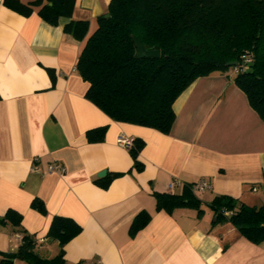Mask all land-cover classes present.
I'll return each instance as SVG.
<instances>
[{"label": "crops", "instance_id": "0c3cea01", "mask_svg": "<svg viewBox=\"0 0 264 264\" xmlns=\"http://www.w3.org/2000/svg\"><path fill=\"white\" fill-rule=\"evenodd\" d=\"M3 1L0 216L20 213L21 228L35 240L45 238L53 217L72 219L81 232L64 246L67 264H264V243H251L230 223L212 226L207 207L218 195L249 206L264 204V122L236 87L233 71L198 78L184 90L174 102L168 134L115 122L86 98L88 83L76 70L111 0H74L71 18L62 17L55 26L37 9L26 17ZM70 21L87 22L82 41L64 33ZM100 127H106L103 140L90 143L86 133ZM120 136L144 142L141 171L134 168L129 148L117 143ZM54 162L63 173L47 171ZM200 180L210 186L193 191L202 201V218L186 208L171 214L156 210L154 193L180 194ZM172 181L179 183L170 192ZM35 198L46 214L32 209ZM142 211L150 221L130 236ZM16 234L22 236L0 228V264L5 254L18 250ZM58 249L46 239L36 251L52 257Z\"/></svg>", "mask_w": 264, "mask_h": 264}, {"label": "trees", "instance_id": "16d2710c", "mask_svg": "<svg viewBox=\"0 0 264 264\" xmlns=\"http://www.w3.org/2000/svg\"><path fill=\"white\" fill-rule=\"evenodd\" d=\"M2 4L29 16L37 14L48 24L71 18L74 0H4ZM108 15V17H106ZM64 33L82 41L87 22L70 21ZM132 36L147 50H159L158 58L136 57ZM249 60L248 63L246 61ZM236 66L227 67L228 63ZM239 67L234 83L246 96L250 108L264 122V0H111L106 14L97 18V29L88 38L76 63V70L88 83L86 98L115 122L154 129L168 134L175 121L173 105L195 80ZM106 127L86 133L90 143L100 142ZM141 139L132 140L129 154L137 171L143 169L138 156ZM109 180L103 184L107 186ZM156 210L171 214L175 209L195 210L202 218V201L192 186L180 194L154 193ZM32 209L46 214L41 200ZM212 226L230 223L253 244L264 243V204L249 206L227 195L215 196L207 205ZM142 211L133 219L130 236L150 221ZM22 215L8 210L0 216V228L11 227L22 234L18 250L5 254L1 264H67L64 246L81 232L70 218L53 217L45 236L58 243V252L43 257L40 243L21 228ZM76 264H96L78 262Z\"/></svg>", "mask_w": 264, "mask_h": 264}, {"label": "built area", "instance_id": "2783aa9c", "mask_svg": "<svg viewBox=\"0 0 264 264\" xmlns=\"http://www.w3.org/2000/svg\"><path fill=\"white\" fill-rule=\"evenodd\" d=\"M248 62H249V60L246 61V63H248ZM239 71H241V70L239 69V67H237V68H234L233 73L234 74H238ZM117 143L119 145H121L122 147L130 148L131 145H132V140L131 139H128V138H125L123 136H120L117 139ZM64 170H65V168L61 164H58V163H55V162L54 163H50L48 165V167H47V171L49 173H63ZM178 183L179 182H177V181L170 182L169 185H168V190L170 192H172V190L174 189V187ZM209 188H210V186H209V184L205 180H200V181H198L196 184H194L192 186V190L193 191H197L199 193H203V192L207 191ZM16 238L18 240H20V242H21V238L22 237H21L20 234H16ZM37 242L38 243H45L46 242V239L45 238H39V239H37ZM96 264H98V263H96Z\"/></svg>", "mask_w": 264, "mask_h": 264}, {"label": "water", "instance_id": "95a60500", "mask_svg": "<svg viewBox=\"0 0 264 264\" xmlns=\"http://www.w3.org/2000/svg\"><path fill=\"white\" fill-rule=\"evenodd\" d=\"M106 17H108V15H106ZM132 40H133L134 46L136 48V52H137L136 57L138 59H141V58H158L159 57V50H147L138 42V40L134 36H132ZM236 65H237V62L228 63L227 67H233ZM103 175H104V172H103V174L99 175L98 177H101Z\"/></svg>", "mask_w": 264, "mask_h": 264}, {"label": "rangeland", "instance_id": "374dc122", "mask_svg": "<svg viewBox=\"0 0 264 264\" xmlns=\"http://www.w3.org/2000/svg\"><path fill=\"white\" fill-rule=\"evenodd\" d=\"M200 198H201V195L199 196ZM205 210H208V209H206V207L204 208Z\"/></svg>", "mask_w": 264, "mask_h": 264}]
</instances>
